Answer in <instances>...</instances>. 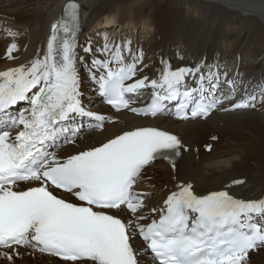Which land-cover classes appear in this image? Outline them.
<instances>
[{
	"label": "snow or ice",
	"instance_id": "snow-or-ice-1",
	"mask_svg": "<svg viewBox=\"0 0 264 264\" xmlns=\"http://www.w3.org/2000/svg\"><path fill=\"white\" fill-rule=\"evenodd\" d=\"M63 14L76 21L77 6H66ZM57 27L52 25L42 56L0 71L3 261L12 264L16 249L31 247L65 264H140L141 249L153 264H246L249 252L264 245V199L242 200L227 190L197 194L191 184H181L166 197L158 219L139 214L143 194L134 187L155 161L180 154L184 146L177 135L135 126L86 150L57 152L58 144L76 143L77 133L67 127L74 117L94 116L81 101L77 62L83 57L76 53L75 32L65 27L58 39ZM15 49L12 44L6 54L12 57ZM102 55L89 71L104 102L116 111L157 117L174 103L177 118L187 119L189 112L206 118L222 102L214 91L219 74L211 70L165 64L159 79L138 78L140 56L128 63L122 46L107 44ZM192 75L198 81L189 88ZM225 83L234 86L227 78ZM146 88L150 103L133 107L132 97ZM21 102L27 107L18 108ZM255 102L250 97L236 106ZM14 128L20 129L15 136ZM137 238L141 243L134 247Z\"/></svg>",
	"mask_w": 264,
	"mask_h": 264
},
{
	"label": "bare ground",
	"instance_id": "bare-ground-1",
	"mask_svg": "<svg viewBox=\"0 0 264 264\" xmlns=\"http://www.w3.org/2000/svg\"><path fill=\"white\" fill-rule=\"evenodd\" d=\"M64 1L0 0V71L27 64L43 55L49 26L61 13ZM126 1L79 0L83 28L78 44L82 61L90 57L91 61L103 59L105 44L109 48L122 46L125 55L132 54L131 62L133 56L144 57L138 65L142 70L138 78H155L165 64L172 69L193 67L202 69L204 74L211 70L218 73L219 78L233 81L237 94L233 101H241L239 97L254 92L259 93V98L247 110L230 111L233 102L225 103L207 118L185 122L162 116L149 121L119 113L118 123L78 137L64 152L97 145L121 130L141 125L159 126L177 135L184 147L174 165L154 162L137 185L139 190L155 193L148 200L147 209L142 207L139 212L149 221L155 219L154 213L164 207L166 197L181 184H191L197 194L227 190L242 200L264 199V55L257 45L264 41V0H162L150 14L149 21L142 13L146 10L145 2L134 5ZM234 20H241L251 31L260 26L259 31L252 32L253 41L247 44V50L225 42ZM109 23L116 26L109 27ZM111 29L128 30L130 34H119L114 40L112 34L99 41L91 40L93 33L109 30L108 34ZM137 30L149 35L145 52L136 41L129 45V39L133 40L132 32ZM12 44L16 49L9 57L6 53ZM85 47L91 52L85 53ZM79 89L83 91V87ZM139 245L136 239L134 247ZM262 251L254 257L256 263L264 262ZM18 253L19 258L14 257L12 264H65L38 253L33 256L32 251L19 250ZM139 254L143 257L140 264H153L143 249ZM0 264L6 263L0 258Z\"/></svg>",
	"mask_w": 264,
	"mask_h": 264
},
{
	"label": "rangeland",
	"instance_id": "rangeland-1",
	"mask_svg": "<svg viewBox=\"0 0 264 264\" xmlns=\"http://www.w3.org/2000/svg\"><path fill=\"white\" fill-rule=\"evenodd\" d=\"M131 1V3H130ZM135 0H128L126 1L125 3L127 4H134V5H140L142 2L146 5V10L143 11V17H147L146 19L149 21V19L151 20V13L152 11H155L156 8H158L159 4L161 3L162 0H150V1H140L138 0V3L137 1ZM137 3V4H136ZM149 17V18H148ZM243 28V29H242ZM260 29V26H257L255 27L252 31L248 28H246V24L243 23L241 20L239 21H236L234 20L229 28V34H228V37H226L225 39V42L227 43H230L232 47H235L237 46V48L239 50H247V44H249L250 42H252L253 40V37L251 36L252 35V32L255 30V31H259ZM112 31H110L111 33H108L106 34L107 32L106 31H98L97 33H93L91 35L92 39L91 40H101V39H104L105 36H107V38L112 34H116L114 37L116 38V36L118 37L119 34L117 32H119L117 29L113 30L111 29ZM133 31V30H132ZM240 31V32H239ZM104 32V33H103ZM121 32V31H120ZM122 32H129L128 30H124ZM130 34V32L128 33ZM95 36V37H94ZM132 38L136 40V42L139 43V48L142 50H144L145 52V41L149 38V35H144V30H137L132 32ZM112 37V39L114 38ZM144 41V42H142ZM134 40H130L129 39V45L130 44H134ZM258 47H259V51H261L260 53H262L264 55V41H260L257 43ZM132 46V45H130ZM246 46V47H245ZM1 47V46H0ZM138 48V49H139ZM155 193H150L148 195V197H146V204L148 205V200H151V196H154ZM263 253V251L260 249L254 253H251L250 256H248V259L246 260V264H253L255 261L253 260L255 256H258V255H261ZM50 264V263H49ZM255 264H264V262H260V263H256Z\"/></svg>",
	"mask_w": 264,
	"mask_h": 264
}]
</instances>
